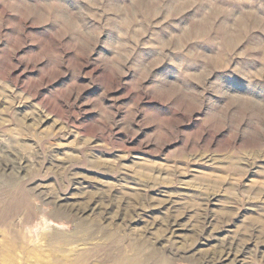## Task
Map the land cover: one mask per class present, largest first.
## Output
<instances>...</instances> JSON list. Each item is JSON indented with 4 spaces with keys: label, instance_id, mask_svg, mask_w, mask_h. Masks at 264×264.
I'll return each mask as SVG.
<instances>
[{
    "label": "rangeland",
    "instance_id": "rangeland-1",
    "mask_svg": "<svg viewBox=\"0 0 264 264\" xmlns=\"http://www.w3.org/2000/svg\"><path fill=\"white\" fill-rule=\"evenodd\" d=\"M155 263L264 264V0H0V264Z\"/></svg>",
    "mask_w": 264,
    "mask_h": 264
},
{
    "label": "bare ground",
    "instance_id": "bare-ground-1",
    "mask_svg": "<svg viewBox=\"0 0 264 264\" xmlns=\"http://www.w3.org/2000/svg\"><path fill=\"white\" fill-rule=\"evenodd\" d=\"M110 256V255H109ZM162 260V259H161ZM161 260H160V262H161ZM156 264V263H155Z\"/></svg>",
    "mask_w": 264,
    "mask_h": 264
}]
</instances>
